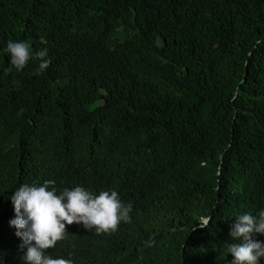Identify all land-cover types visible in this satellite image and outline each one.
Instances as JSON below:
<instances>
[{"label": "trees", "instance_id": "trees-1", "mask_svg": "<svg viewBox=\"0 0 264 264\" xmlns=\"http://www.w3.org/2000/svg\"><path fill=\"white\" fill-rule=\"evenodd\" d=\"M10 40L50 66L8 73ZM48 180L133 205L110 235L66 226L53 258L231 264L264 209V0H0V264H24L11 195Z\"/></svg>", "mask_w": 264, "mask_h": 264}, {"label": "clouds", "instance_id": "clouds-1", "mask_svg": "<svg viewBox=\"0 0 264 264\" xmlns=\"http://www.w3.org/2000/svg\"><path fill=\"white\" fill-rule=\"evenodd\" d=\"M6 53L10 55L11 73L13 69L20 71L28 62L35 58L39 61L34 75L42 74L49 66L47 49L33 50L28 41H8ZM15 218L10 227L16 229L15 235L22 243L24 264H73L71 259L53 258L47 250L56 246L58 241L67 239L66 226L82 224L88 231L96 235L112 234L118 231L119 225L131 223V203L121 201L115 190H102L96 194L82 186L72 189L64 188L59 193L52 180L42 185L33 183L20 186L12 195ZM206 228L211 218H201ZM264 236V209L255 215L248 213L236 218V223L230 230L233 241L228 246V253L233 257L231 264H261L264 258V241L254 239V236ZM154 237L143 242L145 248L154 247Z\"/></svg>", "mask_w": 264, "mask_h": 264}]
</instances>
